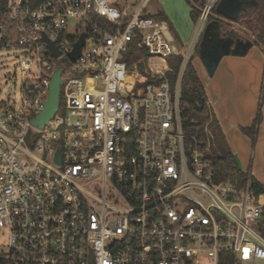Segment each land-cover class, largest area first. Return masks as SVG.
<instances>
[{"label": "built area", "instance_id": "built-area-1", "mask_svg": "<svg viewBox=\"0 0 264 264\" xmlns=\"http://www.w3.org/2000/svg\"><path fill=\"white\" fill-rule=\"evenodd\" d=\"M130 1L0 0V67L21 76L0 100V264H264V201L216 180L181 127V77L219 0L184 50ZM59 68L63 102L37 126Z\"/></svg>", "mask_w": 264, "mask_h": 264}, {"label": "crops", "instance_id": "crops-1", "mask_svg": "<svg viewBox=\"0 0 264 264\" xmlns=\"http://www.w3.org/2000/svg\"><path fill=\"white\" fill-rule=\"evenodd\" d=\"M165 17L167 18L166 15ZM166 18L164 20L174 38L179 40V34ZM231 28L239 29L233 26ZM236 36L248 38L244 30ZM198 43L195 47L196 53ZM199 79L239 168L264 187V49L260 44L253 43L244 55H224L212 76L204 75ZM258 105H261V121L256 129L255 140H252L244 133V128L252 126ZM261 220L264 235L263 216Z\"/></svg>", "mask_w": 264, "mask_h": 264}, {"label": "trees", "instance_id": "trees-1", "mask_svg": "<svg viewBox=\"0 0 264 264\" xmlns=\"http://www.w3.org/2000/svg\"><path fill=\"white\" fill-rule=\"evenodd\" d=\"M188 2L192 7L190 17L193 23H196L204 0H188ZM2 9L3 2L0 4V11ZM213 12H215V8ZM145 14L157 19L166 18L162 11L156 14L145 12ZM235 22L250 31L257 43L264 49V0H257L254 4L247 6ZM229 27L231 25H225L226 29H229ZM230 35L236 36V33L230 29ZM181 59L182 56L168 58L170 68L168 76L171 84L176 80ZM179 112L181 127L187 135V140L194 138L198 141V146L202 150L208 148L206 154L213 162L216 180L226 181L242 187L248 183L255 195L261 201H264L263 185L249 173L243 172L239 168L224 139L219 124L214 118L205 89L190 62L186 64L180 81ZM260 120L261 113L258 111L252 126L244 128V133L252 140H255L256 129ZM208 141H211L209 146ZM261 232H263V228Z\"/></svg>", "mask_w": 264, "mask_h": 264}, {"label": "water", "instance_id": "water-1", "mask_svg": "<svg viewBox=\"0 0 264 264\" xmlns=\"http://www.w3.org/2000/svg\"><path fill=\"white\" fill-rule=\"evenodd\" d=\"M254 3L255 0H219L217 2L215 12L211 16L212 20L204 27L197 52L209 76L213 75L222 56L229 54L244 55L253 43H257L248 30L235 22L239 15L245 11L246 6ZM225 25L244 30L248 34V38L231 36L229 29L224 30ZM84 39L85 35L82 34L74 43L70 54L73 60L79 56ZM50 48L53 54L57 56L58 52L52 44H50ZM60 73L61 68L53 74L44 108L40 114L32 119V122L37 126L42 127L46 124L58 108L61 84Z\"/></svg>", "mask_w": 264, "mask_h": 264}, {"label": "rangeland", "instance_id": "rangeland-1", "mask_svg": "<svg viewBox=\"0 0 264 264\" xmlns=\"http://www.w3.org/2000/svg\"><path fill=\"white\" fill-rule=\"evenodd\" d=\"M143 2V0H131L130 5L128 7L129 12H134L138 6ZM192 7L188 0H149L147 5L145 6V12L148 14H156L159 11H163L167 16V20L171 23L173 28L175 29L176 33L179 34V40L175 39V42L180 46L182 50L188 45L189 41L191 40L194 34V23L190 17V11ZM244 22V21H243ZM246 25V24H244ZM241 26V25H240ZM242 28L246 29L245 27L241 26ZM236 34L242 32V29H234L231 28ZM247 30V29H246ZM239 31V32H238ZM251 33V32H250ZM181 56V55H179ZM142 58L138 70L143 71L145 69V51L144 49L140 50L134 59ZM7 61L1 64L0 67V100L5 98V94L8 92L12 93L14 98H18L17 95V88L21 81V76L19 70H14V67L17 66V60L4 57ZM1 62V61H0ZM189 62L195 68L198 76L202 79V76L208 75L205 66L200 61L198 54L193 52L192 56L189 59ZM15 75V76H14ZM60 101L63 102V95H60ZM11 104V102H9ZM261 105H258L257 111L254 115V118L257 115V112H261ZM213 113V111H212ZM214 115V113H213ZM215 120L217 118L214 115ZM261 121V120H260ZM253 123V122H252ZM208 146L210 145L211 141H208ZM264 219V215H263ZM262 221V220H261Z\"/></svg>", "mask_w": 264, "mask_h": 264}, {"label": "flooded vegetation", "instance_id": "flooded-vegetation-1", "mask_svg": "<svg viewBox=\"0 0 264 264\" xmlns=\"http://www.w3.org/2000/svg\"><path fill=\"white\" fill-rule=\"evenodd\" d=\"M250 5H251V4H248L247 6H250ZM247 6H246V7H247ZM210 20H212V17L208 20V22H209ZM208 22H207V23H208ZM207 23H206V24H207ZM225 29H226V28H224V30H225ZM233 37H236V36H233ZM200 41H201V38H200V40H199V43H200ZM199 43H198V47H199Z\"/></svg>", "mask_w": 264, "mask_h": 264}]
</instances>
